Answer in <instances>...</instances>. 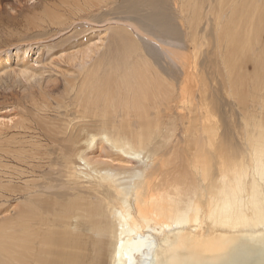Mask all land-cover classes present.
Instances as JSON below:
<instances>
[{"label": "bare ground", "instance_id": "obj_1", "mask_svg": "<svg viewBox=\"0 0 264 264\" xmlns=\"http://www.w3.org/2000/svg\"><path fill=\"white\" fill-rule=\"evenodd\" d=\"M207 2L219 10V52L232 96L244 97L250 58L256 72L247 77L263 113L264 0ZM186 4L193 10L186 22L197 25L203 4ZM117 20L106 18L108 32ZM123 22L119 36L109 33L116 47L127 39L117 50L111 41L114 52L107 39L75 45L70 58L78 61L52 109L31 91L43 81L28 85L37 72L24 70L17 80L33 102L20 107L30 119L16 123L13 134L0 133L1 206L9 203L0 221V264H264V117L244 125V146H236L220 133L217 102H209L196 58L174 41H158L182 73L164 72L137 40L159 38ZM8 169L15 171L5 180Z\"/></svg>", "mask_w": 264, "mask_h": 264}, {"label": "rangeland", "instance_id": "obj_2", "mask_svg": "<svg viewBox=\"0 0 264 264\" xmlns=\"http://www.w3.org/2000/svg\"><path fill=\"white\" fill-rule=\"evenodd\" d=\"M86 1L87 0H0V51L3 52L12 48L14 49L13 53H15L12 57L5 53V55H3L5 61H3V58H0V133L13 134L16 132V123L21 121L24 117L29 119L31 117L28 112L25 113L20 111L22 105H28V107L31 108L33 102L18 86L17 80L19 77L25 75V73H23L24 70H34L37 72L35 78L29 79L28 85L34 84L36 78L43 81L42 85L45 84L44 87L41 88L42 85L39 87L35 82L36 85L31 91H35L34 93L36 96L34 93L33 95L37 100H40L39 102L48 98V101H50L48 107L52 109L57 105V102L64 93V80L67 78V70L69 69L70 72H72L75 69L74 63L78 61V59L72 60L70 54L76 53L74 51H77L78 46L79 48H85L93 43L100 44L103 39H107L106 44L111 43L113 38H116V35L112 39L110 35L117 34V36H119V29L123 28L122 24L127 23L123 21L129 20V22L140 26L144 32L153 35L157 39L159 38L155 40L138 35L137 40L142 41L139 42L141 45L143 44L142 47L145 50V54L154 58L157 65L159 64L160 66H158L164 72H166L164 69H170V71H172V73H170L173 74V72H175L174 75L177 74L176 76L182 73H179V70H181L179 65H177L179 66L177 67L176 64L168 60L169 58H166L163 48L161 50V45L159 46L160 41H174L175 45L183 49L190 59L196 58L200 73L204 75L205 82H208V84L206 83L209 89V92L207 90V95L209 93L210 96L208 95V98L210 100L207 99V103L211 102L212 99L217 102V113L215 114L220 124V133L229 137L239 148L244 146L246 136L244 125L247 127V123L250 120L254 118L258 120L260 117H264V111L262 113V109L259 105L260 101L256 100V95L258 94L255 92L247 77L249 73L252 75L256 72L253 69V60L250 58H247L243 65V71L246 73V86H243L244 89L241 92L242 94L244 93V97L241 99L231 94V86L227 80V74L223 67L221 54L219 52V39L216 24V12L219 10L217 6H212L210 10L209 2H207L208 0H206L207 3L205 0H203L204 3L202 0H199L200 5L202 6L203 4L202 8L204 7V12L203 17L200 18V22H196L198 27L197 25H191L190 21L187 23L188 20L185 18L190 17L188 18L190 20L193 15V10L186 4L188 0ZM212 1L213 3L217 2V0ZM205 3L206 7L204 6ZM187 8H189V12L186 11ZM214 8L217 11H213ZM51 17L54 19L52 20ZM209 17L210 19H208ZM106 18L118 19L121 20L122 23L121 25L114 26L115 30L112 31L113 33L110 31L108 32L106 30ZM114 31H117V33H114ZM109 33L111 34L109 35ZM186 35L189 37H186ZM195 39H201L199 47L194 43ZM121 40L127 42V39H120V42H118L119 44L116 43L118 48H121V45H123L120 44L123 43ZM125 41L124 43H126ZM114 42L116 41H113V45H115ZM18 44L22 45L24 51L18 52L17 49H15V46ZM262 44L264 45V40ZM109 45L111 46L112 44ZM27 46L31 48H27ZM113 47L116 50L118 49L116 45ZM113 47L111 48L112 52L115 50ZM261 48L264 49L263 46ZM1 52L0 54H2ZM262 53L263 52L259 51L261 60L264 59V54ZM52 76H56L57 78L53 77L55 79H52ZM245 87L246 89L248 87L247 91H245ZM43 90H46L47 94L45 91L42 93ZM44 96L46 97L44 98ZM16 97H18V99ZM42 97L44 99L41 100ZM235 97H237V99ZM253 97L255 98L252 99ZM67 100L68 99H64L62 102ZM252 100L255 103H253ZM245 102L246 104H243ZM260 113L262 114L260 115ZM53 116L54 114H50L47 117L51 118ZM5 122L8 123V125L4 126ZM180 132H182V129L178 131L179 136H181ZM106 149L108 155L112 154L108 146H106ZM96 154L100 155L101 152L98 151ZM102 154L106 153L102 152ZM38 155L46 156L47 154H45V150H42ZM53 157L55 158V155ZM115 158V164H121L119 162H121L122 159L120 157ZM133 162L134 163L130 164L133 166L137 165L136 160H133ZM35 163H37V160H35ZM14 171L15 170L8 169L5 180H8V177L10 178L8 175ZM52 177L55 179L56 176L54 173L51 175V178ZM0 192L2 191L0 190ZM10 199L13 198L10 196ZM10 202L12 203L13 201L10 200ZM2 203L3 201L0 200V221L3 218L2 211H4L6 206V208L9 206L8 202H4L2 208Z\"/></svg>", "mask_w": 264, "mask_h": 264}]
</instances>
